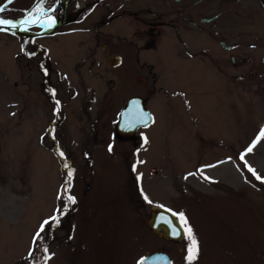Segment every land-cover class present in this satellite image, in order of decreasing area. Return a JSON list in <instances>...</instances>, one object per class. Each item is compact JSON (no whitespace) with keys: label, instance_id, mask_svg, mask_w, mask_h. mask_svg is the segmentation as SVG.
<instances>
[{"label":"rangeland","instance_id":"obj_1","mask_svg":"<svg viewBox=\"0 0 264 264\" xmlns=\"http://www.w3.org/2000/svg\"><path fill=\"white\" fill-rule=\"evenodd\" d=\"M239 25L240 35L228 39L251 53L263 32L249 16ZM108 30L123 35L124 21ZM67 39L43 40L51 51L44 64L27 58L25 39L0 33V264H137L160 250L174 264H264V182L245 165L264 177V136L257 140L264 78L246 75V68L238 70L235 88L210 74L193 85L167 78L169 87L197 94L192 112L185 97L174 104L167 91L149 98L148 89L141 96L156 121L123 139L116 124L134 92L116 80L102 85L116 71L106 70L92 36ZM157 205L184 213L199 249L191 262L187 230L179 244L150 231ZM54 215L58 223L45 225L37 240L40 225Z\"/></svg>","mask_w":264,"mask_h":264},{"label":"flooded vegetation","instance_id":"obj_2","mask_svg":"<svg viewBox=\"0 0 264 264\" xmlns=\"http://www.w3.org/2000/svg\"><path fill=\"white\" fill-rule=\"evenodd\" d=\"M243 1L246 0H0V17L17 22L18 31L30 34L50 31L46 38L34 40L37 52L48 49L43 40L92 36L95 50L103 52L106 70L116 71L115 75L103 76L102 85L109 88L115 80L118 85L129 84L134 96L150 89L149 98L155 91H167L166 96L173 98L174 104L180 101L177 97H185L186 108L192 112L191 97L197 94L183 85L169 87L164 83L167 78L193 85L202 83L210 74L234 88V82L242 79L238 70L246 68V75L264 78L262 73L255 74L264 69V37L259 47L252 43L255 48L251 53H241L239 44L228 39L240 35L234 26H240L245 16L252 17L264 36V0H251L240 11L237 6ZM38 6L43 13L34 11ZM48 17L55 21L50 27ZM27 18L37 22L22 24ZM120 19L125 31L123 35H113L108 28ZM102 36H113L122 43H101ZM114 54L123 56L117 67L107 62ZM204 93L200 89L198 95Z\"/></svg>","mask_w":264,"mask_h":264},{"label":"water","instance_id":"obj_3","mask_svg":"<svg viewBox=\"0 0 264 264\" xmlns=\"http://www.w3.org/2000/svg\"><path fill=\"white\" fill-rule=\"evenodd\" d=\"M1 29H6L12 31L13 27L11 25L0 24ZM132 108H137V110L143 109L139 113H135L130 121L125 123L123 120L118 125V132L122 136H133L139 125L144 126L151 123L153 117L145 110V103L140 98L131 99L130 103ZM146 114V115H145ZM143 116V119L141 117ZM159 220H161L159 222ZM149 225L155 231L158 232L163 238L171 241L181 242L183 239V232L180 224L176 220L175 216L171 213L163 210L162 208H153ZM167 221H171L168 223ZM139 264H171L170 259L165 254H155L149 258H144Z\"/></svg>","mask_w":264,"mask_h":264},{"label":"snow or ice","instance_id":"obj_4","mask_svg":"<svg viewBox=\"0 0 264 264\" xmlns=\"http://www.w3.org/2000/svg\"><path fill=\"white\" fill-rule=\"evenodd\" d=\"M40 11L41 13H43V9L40 8V6H38V8L34 11ZM37 22L36 20L32 19V18H27L25 19L24 21H22L21 23L22 24H28V23H35ZM54 19H52L51 17H48V26L50 27L53 23H54ZM41 23H43V21H41ZM0 24L2 25H11L12 27H16V24L12 21V20H0ZM58 103V102H57ZM146 115V114H145ZM141 119H143V116L141 117ZM261 136H264V129H261V132H260V135L257 137V140L260 139ZM255 143V141L253 142ZM109 150L111 151L112 150V146L109 145ZM251 147H249L247 149V151H251ZM61 155H63V153H61ZM241 159H244L243 155H241ZM245 165L248 167L249 171L253 173V175L256 177L257 180H261L262 182H264V177H261L259 174H257L255 172L254 169H252L250 166L247 165V162L245 161ZM69 175L71 176V173H69ZM191 175V173H190ZM69 200L72 202V203H75V197L73 196H69L68 197ZM145 200H148V197L145 195ZM149 203H152V201L148 200ZM65 207H67V205H65ZM161 207H163L161 205ZM58 212L60 211L59 209L57 210ZM169 211H171V209H169ZM173 215H179V217L184 221V224L187 225V220L186 218L184 217V213H173ZM50 221L52 223H58V216L54 215L52 217H50V219H46L43 221V223L40 225V229L37 231V233L35 234L36 236V239L38 240L40 237H41V233L44 232L45 230V225H49ZM168 223H171V221H167ZM187 232H188V235L191 239V247L189 248V257H188V260L191 262L192 260H194L198 254V245H197V241L195 240L194 236L192 235V232H191V228L188 227L187 228ZM46 251V249H45Z\"/></svg>","mask_w":264,"mask_h":264}]
</instances>
